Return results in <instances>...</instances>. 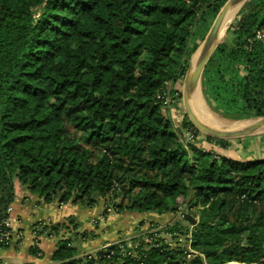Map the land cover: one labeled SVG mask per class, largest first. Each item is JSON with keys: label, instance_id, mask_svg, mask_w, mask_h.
Instances as JSON below:
<instances>
[{"label": "trees", "instance_id": "trees-1", "mask_svg": "<svg viewBox=\"0 0 264 264\" xmlns=\"http://www.w3.org/2000/svg\"><path fill=\"white\" fill-rule=\"evenodd\" d=\"M224 1L0 0V220L17 182L46 202L104 199L108 210L119 198L116 211L178 210L187 221L186 208L198 218L83 256L57 237L52 264H264V155L185 146L164 103L166 82L198 45L197 12L216 15ZM239 11L232 42L201 77L205 98L231 119L264 116V39L254 38L264 0ZM181 124L200 133L185 114Z\"/></svg>", "mask_w": 264, "mask_h": 264}, {"label": "rangeland", "instance_id": "rangeland-1", "mask_svg": "<svg viewBox=\"0 0 264 264\" xmlns=\"http://www.w3.org/2000/svg\"><path fill=\"white\" fill-rule=\"evenodd\" d=\"M226 1V0H225ZM224 1V2H225ZM223 5V4H222ZM220 5V7L222 6ZM214 6V5H213ZM212 7L204 6L199 12L196 14L195 21L191 27L192 35L190 39V43H193L196 41L198 43L197 47L201 44L203 41L213 19L214 15L211 11ZM220 9V8H219ZM240 12V11H239ZM237 13L234 18L231 20V22L227 25V27L222 31L219 39V44L226 42L231 43L232 42V34L229 30L230 25L232 22L240 16V13ZM217 14V13H216ZM217 45V46H218ZM196 47V48H197ZM195 48V50H196ZM195 50L189 55V62L187 69L185 73L176 79L175 82L167 81L166 82V104L165 109L173 121L174 127L177 131V133H180L179 128V122L178 119L182 120L184 114L186 115L187 119L189 120L186 112H185V103H184V97H183V83L185 75L189 69L192 57L194 55ZM212 55V54H211ZM202 89V90H201ZM200 90L203 94V87L202 83H200ZM204 100L205 107L213 112L216 117L227 120V121H236V120H247L250 118H242V119H231L222 116L219 112L215 111L212 107L211 102H209L204 95H202ZM195 114L200 118L198 110L193 107ZM262 116L257 117H251V118H258ZM190 121V120H189ZM182 125V124H181ZM212 125V124H210ZM214 127L218 128H224L225 126H219V125H212ZM264 126V125H263ZM259 127L256 131L242 135L237 137H217L221 139H227L229 141H233L231 144L235 145V148H226L222 150V148L216 149L217 153L225 154L229 157L238 158V159H248L249 157H258L260 156L259 153L264 152V127ZM208 134H205L200 131V133L197 134V138L193 144L196 146H199L203 149H208V140L205 138ZM211 136V135H210ZM214 137V136H213ZM241 143V144H240ZM188 145V143H187ZM228 147V146H227ZM237 148V149H236ZM101 200V199H100ZM119 198L115 199H108L107 203L111 206L108 210H105V200L102 199V217H98L99 215L96 214V216L92 217L89 222L86 223V226L90 224L93 226V228H96L101 233L100 237L94 238L93 231L87 228H78L79 223L76 221L74 216H67L64 221L63 227H59L57 232H53L56 241L57 237H70L72 245L76 247L77 254L79 256L88 255V254H94L96 250L108 245L111 242H119L121 240H130L133 237H136L141 234H145L150 231H155L157 229L164 228V225H170L174 221H180L184 225H188V220H183V214L180 211H167L162 214L158 213H145V212H133V211H116L114 207V203L118 202ZM98 202V201H97ZM96 202V203H97ZM94 203V204H96ZM98 204V203H97ZM96 204V205H97ZM93 206V205H92ZM185 207V205H183ZM184 213H190L186 208H183ZM111 214L109 220L107 222H104L107 220V215ZM69 217V218H68ZM71 217V218H70ZM196 220L198 219L197 216H195ZM72 219H75V221L78 223L77 228L75 229V221H72ZM71 221V222H70ZM190 222V221H189ZM61 223V222H59ZM104 223V224H103ZM85 225V224H84ZM84 227V226H83ZM82 232L84 233V236L82 235ZM162 236L165 237V239L169 240L171 243L175 241L173 236H171L168 233L161 232ZM97 236V235H96ZM184 240V237H183ZM182 240V241H183ZM55 241V244H56ZM107 242V244H104L103 246L97 248L100 244ZM79 245V246H78ZM97 248V249H95ZM5 261H8L9 259H4Z\"/></svg>", "mask_w": 264, "mask_h": 264}, {"label": "crops", "instance_id": "crops-1", "mask_svg": "<svg viewBox=\"0 0 264 264\" xmlns=\"http://www.w3.org/2000/svg\"><path fill=\"white\" fill-rule=\"evenodd\" d=\"M230 142L233 141H229V144ZM207 144L208 149L215 151L222 148L215 141L210 140ZM235 146L236 144H231L226 148H235ZM226 148L222 150L225 149L227 152ZM259 154L264 155V152ZM97 203V205L86 206L79 202H59L57 198L46 202L20 183H15V196L9 205V216L15 235L7 247H0V261L5 264H52L51 254L55 248L56 237L54 233H51L50 227L65 221L69 215L74 216L79 223L78 228L94 230L92 232L94 238L100 237L101 233L98 229L90 224L86 226V223L96 214L99 218L102 217V199ZM110 216L111 214L107 215V220L104 222H107ZM104 244L107 242L100 244L97 248ZM33 246L40 250L37 255L30 252Z\"/></svg>", "mask_w": 264, "mask_h": 264}, {"label": "water", "instance_id": "water-1", "mask_svg": "<svg viewBox=\"0 0 264 264\" xmlns=\"http://www.w3.org/2000/svg\"><path fill=\"white\" fill-rule=\"evenodd\" d=\"M247 0H226L215 15L203 41L196 48L194 54L197 55L185 75L183 83V97L185 103V112L191 123L201 132L214 137H237L250 134L256 131L259 127L264 125V116L258 117L247 122L244 125H231L224 128H218L204 122L199 118L191 104V93L195 90L197 85L201 83L202 72L210 58L211 54L217 47L222 33L221 29L228 12L239 4H244ZM185 217L191 223L196 222V218L191 214L185 213Z\"/></svg>", "mask_w": 264, "mask_h": 264}, {"label": "bare ground", "instance_id": "bare-ground-1", "mask_svg": "<svg viewBox=\"0 0 264 264\" xmlns=\"http://www.w3.org/2000/svg\"><path fill=\"white\" fill-rule=\"evenodd\" d=\"M242 5L243 4H239L228 12L227 16L225 17L221 31H223L227 27V25L231 22L234 16L241 9ZM196 55H197V52L193 55L191 63L195 59ZM201 90H200V85H197L195 90L191 93V104L193 105L195 110L196 109L198 110L199 116L204 122L212 124V125L231 126V125H240V124L244 125L247 122H252V120L257 119V118H250L247 120H236L232 122V121H227V120L216 117L214 114H212L213 112H211L205 107L204 100L202 97V95L204 94L201 93Z\"/></svg>", "mask_w": 264, "mask_h": 264}, {"label": "built area", "instance_id": "built-area-1", "mask_svg": "<svg viewBox=\"0 0 264 264\" xmlns=\"http://www.w3.org/2000/svg\"><path fill=\"white\" fill-rule=\"evenodd\" d=\"M254 38L263 40L264 30H258L255 33ZM166 102L167 101L165 96L164 103L166 104ZM177 121L179 122V128H180V133H177L179 140L182 141L183 144H185V146L187 145V143L194 142L197 138V134L195 133V130L189 126L187 127L182 126L180 119H178ZM9 210L10 209L8 207L6 210L7 213L6 216L0 220V243H4V244H9L15 235L12 222L9 216ZM0 264H5V263L0 261Z\"/></svg>", "mask_w": 264, "mask_h": 264}]
</instances>
